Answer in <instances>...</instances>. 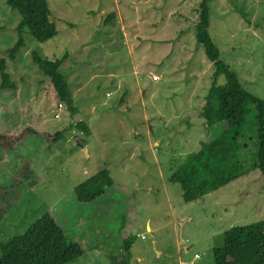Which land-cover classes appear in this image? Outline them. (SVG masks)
<instances>
[{
  "label": "rangeland",
  "instance_id": "1",
  "mask_svg": "<svg viewBox=\"0 0 264 264\" xmlns=\"http://www.w3.org/2000/svg\"><path fill=\"white\" fill-rule=\"evenodd\" d=\"M201 1L48 0L58 34L38 42L26 33L12 60L21 14L0 0V58L16 83L2 89L0 76V133L34 130L0 149V244L51 213L84 249L67 264H215L228 229L264 221L255 105L232 173L206 176L209 188L190 202L170 180L212 139L202 111L216 67L194 34ZM209 31L244 88L264 99V0H212ZM33 52L68 56L59 70L75 115ZM104 168L112 186L79 202L76 186Z\"/></svg>",
  "mask_w": 264,
  "mask_h": 264
},
{
  "label": "trees",
  "instance_id": "2",
  "mask_svg": "<svg viewBox=\"0 0 264 264\" xmlns=\"http://www.w3.org/2000/svg\"><path fill=\"white\" fill-rule=\"evenodd\" d=\"M211 1H201L200 17L194 34L196 41L203 46L208 59L216 67L202 111L212 139L204 143L197 153L190 155L181 174L176 173L170 177L172 182L181 184L186 202L198 199L209 188L206 176L219 177L227 171L232 173L236 163H240L239 152L243 146L239 144V137L243 134V127L253 105L258 110L257 166L264 176V99L249 93L240 82L236 71L220 58V49L209 31ZM6 3L21 14V21L16 28L18 40L8 52L12 60L16 59L20 49L26 45V33L31 34L38 42H46L58 34L55 23L50 20L48 0H6ZM67 57L63 55L56 60H47L37 52L32 54L34 62L50 78L59 102L65 103L73 116L78 110L73 106L68 81L59 70ZM6 68V59L0 58L1 88H14L16 83L10 81ZM220 76L226 78V82L221 85L217 84ZM79 127L87 135L90 134L86 123H79ZM32 134L34 130L28 127L16 135L0 133V149L13 150ZM189 163L193 164L190 166ZM112 184L109 170L104 168L76 186L74 193L79 202L90 203L104 195ZM2 211L0 210V217ZM124 243V247L130 249L132 237H127ZM0 247V264H67L84 254L82 245L69 237L68 232L51 213L42 215L22 235L0 244ZM213 253L215 264H264V221L232 226L224 233L223 245Z\"/></svg>",
  "mask_w": 264,
  "mask_h": 264
},
{
  "label": "water",
  "instance_id": "3",
  "mask_svg": "<svg viewBox=\"0 0 264 264\" xmlns=\"http://www.w3.org/2000/svg\"><path fill=\"white\" fill-rule=\"evenodd\" d=\"M75 139L78 141L79 145L83 146L84 140H82L78 135L75 136ZM85 155L88 156V150L84 148Z\"/></svg>",
  "mask_w": 264,
  "mask_h": 264
},
{
  "label": "crops",
  "instance_id": "4",
  "mask_svg": "<svg viewBox=\"0 0 264 264\" xmlns=\"http://www.w3.org/2000/svg\"><path fill=\"white\" fill-rule=\"evenodd\" d=\"M148 229H151L150 226H148Z\"/></svg>",
  "mask_w": 264,
  "mask_h": 264
}]
</instances>
